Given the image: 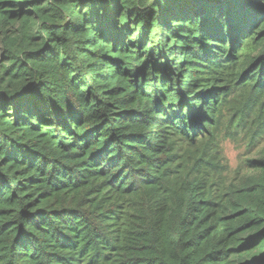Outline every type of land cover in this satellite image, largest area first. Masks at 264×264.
<instances>
[{"label": "trees", "instance_id": "obj_1", "mask_svg": "<svg viewBox=\"0 0 264 264\" xmlns=\"http://www.w3.org/2000/svg\"><path fill=\"white\" fill-rule=\"evenodd\" d=\"M0 264H264V0H0Z\"/></svg>", "mask_w": 264, "mask_h": 264}, {"label": "rangeland", "instance_id": "obj_2", "mask_svg": "<svg viewBox=\"0 0 264 264\" xmlns=\"http://www.w3.org/2000/svg\"><path fill=\"white\" fill-rule=\"evenodd\" d=\"M223 152L231 168H236L240 162L247 158H256L257 149L255 147L247 150L245 141L233 142L229 139L222 141ZM256 151V152H255Z\"/></svg>", "mask_w": 264, "mask_h": 264}]
</instances>
